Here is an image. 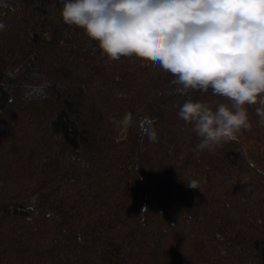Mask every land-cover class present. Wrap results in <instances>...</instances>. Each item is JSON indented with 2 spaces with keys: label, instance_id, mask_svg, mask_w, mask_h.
<instances>
[{
  "label": "trees",
  "instance_id": "16d2710c",
  "mask_svg": "<svg viewBox=\"0 0 264 264\" xmlns=\"http://www.w3.org/2000/svg\"><path fill=\"white\" fill-rule=\"evenodd\" d=\"M61 8L0 0V264H264L260 105L249 145L197 150L180 106L230 102L108 59Z\"/></svg>",
  "mask_w": 264,
  "mask_h": 264
},
{
  "label": "clouds",
  "instance_id": "9594fccd",
  "mask_svg": "<svg viewBox=\"0 0 264 264\" xmlns=\"http://www.w3.org/2000/svg\"><path fill=\"white\" fill-rule=\"evenodd\" d=\"M60 15L108 59L134 55L172 74L181 95L211 88L228 100L215 108L191 99L180 106L178 117L200 138L197 150L250 129L247 106L260 105L264 124V0H62Z\"/></svg>",
  "mask_w": 264,
  "mask_h": 264
},
{
  "label": "rangeland",
  "instance_id": "374dc122",
  "mask_svg": "<svg viewBox=\"0 0 264 264\" xmlns=\"http://www.w3.org/2000/svg\"><path fill=\"white\" fill-rule=\"evenodd\" d=\"M237 139H239V140H240L245 146L250 144L249 141H247L245 138L242 137V135H241L240 132L237 134ZM254 143H255V142H254ZM255 148H256V147H255Z\"/></svg>",
  "mask_w": 264,
  "mask_h": 264
}]
</instances>
